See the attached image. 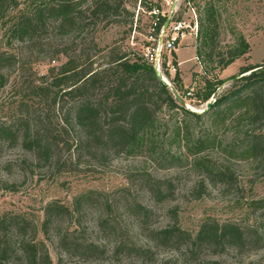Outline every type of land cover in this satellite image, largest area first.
<instances>
[{"label":"rangeland","instance_id":"1","mask_svg":"<svg viewBox=\"0 0 264 264\" xmlns=\"http://www.w3.org/2000/svg\"><path fill=\"white\" fill-rule=\"evenodd\" d=\"M122 2L126 12L119 11L117 16L99 22L82 39L49 32L39 38L37 46H29L6 41L0 32V52L10 57L0 71L3 76L0 126L21 127L14 142L0 138V216L14 214L27 219L30 226L37 225L38 239L45 243L52 264H208L206 261L264 264V159L238 160L219 150L205 152L200 159L208 161L215 170H228L231 177L227 181L214 177L211 182L193 165L194 157L186 146H174L171 150V154L181 158L179 163L165 159L166 148L163 152L143 148L127 153L111 143L85 144L82 142L85 133L71 116L76 100L61 98L60 90L54 87H49L50 92L45 94L37 89L48 88L67 57L81 56L79 65L92 62L93 68L105 67L111 50L126 53L130 58L140 57L147 45L149 3L165 14L178 7L187 25L193 24L194 17L199 24L204 8L211 3L217 25L212 47L204 48L188 29L182 47L162 57L161 74L166 81L161 82L175 93L174 86L177 88L178 84L172 81L178 73L182 90L177 88V94L184 97V108L202 114L207 103L199 104L192 95L203 79L226 81L209 101L214 102L230 89L231 79L239 76L245 67L264 63V0ZM240 37L248 44L247 53L221 69L218 55H226ZM209 53L213 54L211 61L207 59ZM186 92L191 94L188 96ZM93 97L97 99V93ZM159 117L165 128L163 133L169 131L167 123L186 119L165 108ZM186 121L192 135L208 126L206 119ZM24 124L32 133L38 131L50 140L49 161L38 160L23 147ZM225 128L218 131V139L223 146H230L237 142L242 130ZM155 179L172 185L163 202H157L149 191L147 183ZM81 195L90 198L78 206L73 222L68 218L56 219L47 234L39 231L48 204L57 202L73 209L76 198ZM105 201L112 205L111 209L105 206ZM136 203L151 210L152 215L146 222L150 229L177 225L194 236L202 223L213 220L240 226L250 244L243 249L227 247L217 254L205 250L198 256L179 255L163 247L152 249L132 213ZM103 220H109V227H115L117 232L112 233L109 227L103 230L100 226ZM69 229L77 231L86 242L101 245L107 253L92 262L68 258L58 246V235H65ZM120 242L151 248L153 255L145 261L135 256L113 255L115 244Z\"/></svg>","mask_w":264,"mask_h":264},{"label":"trees","instance_id":"2","mask_svg":"<svg viewBox=\"0 0 264 264\" xmlns=\"http://www.w3.org/2000/svg\"><path fill=\"white\" fill-rule=\"evenodd\" d=\"M153 7L149 3L147 10ZM119 11H127L122 0H0V32L6 41L29 46H37L39 38L49 32L60 37L75 36L82 39L91 27L117 16ZM162 22L164 24L165 19ZM216 36L215 11L212 4L208 3L198 24L196 37L208 49L214 44ZM81 44L85 46L84 41ZM248 48V44L240 37L226 55H218V65L221 69L227 68L243 57ZM80 52L84 53V49ZM108 54L105 67L99 68H93L92 62L79 65L81 56L67 57L48 88H37L45 94L50 92L49 87H54L60 90L61 98L76 100L71 116L77 127L85 133L83 143L97 146L111 143L124 148L127 153L143 148L163 152L166 148L167 151L163 152L167 156L165 159L179 163L181 158L171 154V150L174 146H186L194 157L193 165L211 182L214 177L224 181L231 177L228 170H215L208 161L200 159L199 156L205 152L219 150L238 160L264 159V63L245 67L239 76H246L236 80L232 78L230 89L217 98L208 111L195 114L179 104L169 88L156 77L153 66L142 62L141 57L136 55L130 58L126 53H116L115 50ZM212 56L209 53L207 59L211 61ZM8 59L9 56L0 52V71ZM203 80L192 95L199 104L208 103L226 82L207 78ZM172 82H176L177 88L182 90L178 73ZM1 84L3 76L0 73ZM175 86V91H179ZM94 93H97V99L93 97ZM181 98L184 100V97ZM163 108L171 113H179L190 121L206 119L208 126L199 128L192 135L186 119L175 120L166 124L169 131L163 133L165 128L159 117ZM225 127L242 130L237 142L230 146H223L218 139V131ZM20 128L16 125L0 126V138L14 142ZM21 132L23 147L38 160L49 161L50 140L38 131L32 133L26 124ZM147 185L157 202L167 199L166 194L172 186L170 182L158 179ZM89 198L86 195L76 198L73 209L57 202L48 204L39 231L47 234L56 219L68 218L73 222L79 212L78 206ZM105 206L108 209L112 207L108 201H105ZM131 210L152 244V249L163 247L179 255L189 253L198 256L205 250H213V254H217L227 247L243 249L250 244L245 230L236 224L207 220L192 236L177 225L150 229L146 222L152 215L151 210L137 203ZM100 224L105 230V227H109V220H103ZM109 229L112 233L117 232L113 226ZM69 230L65 235H58V246L68 258L92 262L107 253L101 245L86 242L77 235V231ZM152 249L120 242L115 244L112 254L135 256L145 261L153 255ZM206 262L220 264L217 261ZM0 264H52L45 243L38 239L37 225L32 223L30 226L27 219L14 214L0 216Z\"/></svg>","mask_w":264,"mask_h":264},{"label":"built area","instance_id":"3","mask_svg":"<svg viewBox=\"0 0 264 264\" xmlns=\"http://www.w3.org/2000/svg\"><path fill=\"white\" fill-rule=\"evenodd\" d=\"M147 14L150 17V23L146 35V47L143 49L140 55L141 59L147 64L152 65L154 69H157L161 74L162 71V57L166 53L177 52L182 47L183 40L187 35V30L190 29L194 36H197L198 22L196 17L195 21L191 25L181 18V13L178 7H173L166 14L161 10L153 7L147 10ZM195 16V15H194ZM169 20V24L166 29L163 28L162 20ZM170 67V64L166 65ZM174 72V68H171ZM165 81V78H163ZM191 93H187L189 96Z\"/></svg>","mask_w":264,"mask_h":264},{"label":"water","instance_id":"4","mask_svg":"<svg viewBox=\"0 0 264 264\" xmlns=\"http://www.w3.org/2000/svg\"><path fill=\"white\" fill-rule=\"evenodd\" d=\"M168 24H169V20L167 19V20H165V22H164V24H163V28L166 29L167 26H168ZM154 71H155V75H156V77H157L160 81H163V78L161 77L159 71H158L157 69H154ZM244 76H246V74L241 75V76L234 77L233 80H236V79L241 78V77H244ZM173 94H174V97L177 99V101L179 102V104H180L181 106H183V107L186 106L185 101L181 98V96H179V95L177 94V92H175V93H173ZM214 102H215V101H214ZM214 102H208V103H207V107H206V109L202 112V114L205 113L206 111H208L209 108L212 106V104H213Z\"/></svg>","mask_w":264,"mask_h":264},{"label":"bare ground","instance_id":"5","mask_svg":"<svg viewBox=\"0 0 264 264\" xmlns=\"http://www.w3.org/2000/svg\"><path fill=\"white\" fill-rule=\"evenodd\" d=\"M166 81V80H165Z\"/></svg>","mask_w":264,"mask_h":264}]
</instances>
